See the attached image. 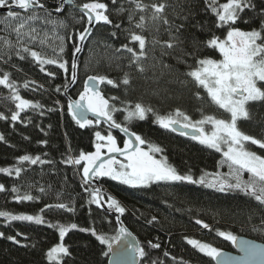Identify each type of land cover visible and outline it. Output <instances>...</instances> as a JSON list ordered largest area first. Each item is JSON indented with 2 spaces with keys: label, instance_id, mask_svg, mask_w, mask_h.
<instances>
[{
  "label": "trees",
  "instance_id": "trees-1",
  "mask_svg": "<svg viewBox=\"0 0 264 264\" xmlns=\"http://www.w3.org/2000/svg\"><path fill=\"white\" fill-rule=\"evenodd\" d=\"M59 1L41 0L45 4L43 10H37V15L41 19L29 23L41 34L47 31L51 36L53 25L44 23L46 13L51 12L49 18L65 22L64 27H56L55 31L57 35L65 38V52L62 59L68 61V73L59 69L57 65H45L48 71L56 73L55 78L48 77L30 56L21 52V55L25 56V59H21L20 56L15 55L18 48L9 50L0 42V55H3V59H0V69L11 73V79L21 85L19 91L24 99L43 105L39 110L27 109L22 112L21 120L15 122L10 119H0V133L5 137L4 141H0V168L19 166L24 169L19 177L14 173L9 176L0 172V184L5 186V191H0V211L11 212L14 215H37L41 214V209H44L43 215L48 221L45 224H36L20 220L6 221L4 217H0V232L5 234L0 237V264H54L47 259L46 254L55 243L60 241V237L58 228L50 227L49 224L59 223L67 226L76 223L78 229L94 227L98 234L109 236H115L118 232L116 218L109 215L103 207L89 203L90 196L84 188L94 189L98 186L92 182L88 185L84 184L82 180L84 162H81V165L64 163L68 156L77 157L81 151L94 152L95 132L108 133L109 128L103 121L88 128H81L67 110L68 99L64 96L63 85H68L71 80L73 45H79L78 33L88 27V23L85 13L72 5L63 6V10L57 13L55 9L61 6ZM88 2L89 0H75L78 6ZM101 2L108 4L107 14L113 20V24L103 22L95 24L79 57L77 81L69 90L68 96L79 97V93L83 91L84 81L89 75H107L119 86L114 87L104 83L101 84L100 91L106 99L119 98L110 101L121 109L114 113L117 123L140 135L146 141L145 144L162 147L168 163L181 174L190 172L198 178L205 172H227V164L220 166L223 159L221 152L202 145L191 137L161 127L155 122L152 114H149L145 120L135 118L131 122L125 120L127 113L123 111L124 101H130L132 104L135 102L150 104L162 115L180 107L193 120L201 118L198 111L201 107L206 114L216 117H226L228 113L212 104L205 90L198 89L193 83L189 82L186 89L170 84L169 81L173 76L165 73L160 77L159 66L144 74L138 73L134 68L129 69L127 67L129 54L121 49V45L129 43L130 47H138V44L130 43L127 38L126 30L129 29L127 12L119 13L117 10L121 6L128 9L132 5L128 0H116L115 4L112 0H101ZM144 2L151 3L154 0H144ZM169 2L183 3L185 11L192 13L189 23L186 24L187 30L182 32L183 37H189V42L185 45L188 51H193L190 43L192 35L201 42L210 38L211 34L221 38L226 35V29L215 27V15L206 10L205 0H169ZM219 2L223 3L226 0ZM255 3L257 8L264 6L261 0H255ZM17 12L30 14L24 11ZM7 13L0 12V36L15 41L16 33L12 28L16 26L17 21L15 18L6 19ZM241 16L242 19L237 21L236 26L242 30L247 31L260 26L255 12L246 9ZM169 18L173 19L171 9H169ZM180 22L176 19V23ZM115 24H120V28H115ZM195 25L203 26V30L194 27ZM113 32L116 35H112ZM143 34L148 36L149 40L153 35L151 31ZM160 38H168L163 25H161ZM27 40L26 37V43ZM49 43L53 41L49 40ZM55 43L58 44L59 41ZM28 46L48 56L53 55L51 48L47 45L41 46L38 41ZM198 48V56L211 58L220 56L217 51L205 48L203 44L198 45ZM117 49L121 50L117 51ZM5 53H9L10 58ZM175 55L174 52L173 55L163 57V63L173 65L177 74L187 71L185 65L176 63ZM153 56L156 57L155 60L152 59ZM160 59L161 52L157 47L154 52H149V60L146 63L159 64ZM188 63L195 66L194 59L188 58ZM124 72H130L133 77L130 86L121 83ZM156 77H160L159 80ZM181 78L186 79V77ZM26 80L35 81L36 84L25 89L22 84ZM41 85L43 87H40ZM56 86H61L60 92L55 91ZM163 89H168V93ZM154 90L160 91V95H154ZM197 91L204 97L203 100L195 98L193 94ZM8 97L9 89L0 85V112L10 117L16 109L15 102ZM250 112L251 119L239 121L238 126L247 134L264 138V103L252 104ZM111 131L118 139V146L123 148L127 138L114 129ZM250 146L264 154V150L258 146L251 144ZM25 154L40 156L47 163L21 164L18 158ZM248 176V173L244 174L245 179H248ZM99 179V183L107 188V190L102 188L101 194L104 199L106 200L109 195L112 196V193L126 208L122 219L138 237L147 253L140 259V264H153V262L155 264H215L213 257L188 244L185 237L211 244L220 251L234 249L232 241L219 235L221 231L231 232L235 236L246 235L264 242V223H262L264 207L242 192H219L204 185L187 182H159L147 187L133 188L110 177H99ZM14 187L19 191L13 192ZM41 188L45 191L41 192ZM26 193L35 198L30 201L15 199L17 195L22 196ZM60 202L69 203L75 211L45 208L47 204ZM153 216L157 218L156 221L149 223ZM197 221H202L209 227L204 228L203 224H198ZM78 229L69 231L64 237V243L68 246L71 255L64 257L63 264H108L109 254L107 256L103 254L107 251V246L102 245L91 232H81ZM9 236H15L20 243L8 239ZM148 241L159 243L160 248L149 247ZM173 257L176 259L173 260Z\"/></svg>",
  "mask_w": 264,
  "mask_h": 264
},
{
  "label": "snow or ice",
  "instance_id": "snow-or-ice-1",
  "mask_svg": "<svg viewBox=\"0 0 264 264\" xmlns=\"http://www.w3.org/2000/svg\"><path fill=\"white\" fill-rule=\"evenodd\" d=\"M264 4V0H261ZM115 4L116 0H112ZM132 7L125 9L121 6L117 11L119 13L127 12V20L129 21V29H127V38L130 43L138 44V47H130L129 43L121 45V49L129 54L127 67L135 69L138 73L144 74L149 70H154L160 67V77L165 73L173 76L170 84L179 85L181 89H186L189 82L193 83L198 89H203L206 95L210 98V102L219 108L225 110L230 114L229 119L217 118L215 115L206 114L203 107L198 111L201 115L199 120H193L192 117L176 107L171 113L160 114L150 104L143 102L124 101L125 107L123 111L127 113L125 120L139 119L145 120L149 114L155 117V122L165 129H170L173 132L181 131L182 135H191V138L199 141L200 144L206 145L209 148L215 149L217 152H222L223 159L220 166L224 164L228 166L227 173H209L205 172L198 178L194 177L190 172L181 174L174 166L168 163L167 156L163 155L164 149L155 144H149L147 150L141 147L146 141L137 133L131 132L128 127L122 126L114 119V113L121 111L115 104L110 101L118 100V97L105 98L99 90V85L107 83L114 87H118L117 82L107 75H89L83 84V91L79 93L78 99H70L67 104V110L71 114L72 119L81 128H88L95 124L104 121L108 124L109 132L103 135L100 131L95 132V151L85 153L81 151L77 157L68 156L64 163L70 165H81L82 180L85 185H88L94 178L110 177L113 180L130 185L133 188L147 187L159 182H187L190 184H200L209 188L216 189L219 192L239 191L247 196L254 198L255 201L264 207V156L251 151L248 147L256 145L264 150V138H257L256 136L247 134L238 126L241 120H250L251 112L250 106L254 103H264V6L257 8L255 0H226L220 3L219 0H205L206 10L211 11L215 15V27L218 29H226V35L221 38L215 34H211L210 38L201 42L194 35L190 38V43L193 51H188L185 45L189 42V37H183L182 32L186 31V24L189 23L190 11H185L183 3H170L169 0H154L151 3H145L144 0H128ZM63 5L75 6V0H61V6L57 7V13L63 10ZM18 7L24 10L22 14L17 11H9L7 18H15L16 26L12 31L16 33V40L13 41L8 37L0 36V42L9 50L16 47L19 50L15 55L25 59L21 52L30 56L42 72H46L48 77L55 78L56 73L48 71L45 65H57L59 69H63L68 73V61L63 60L62 56L65 52V38L57 35L55 28L64 27L63 20L49 18L51 12H47L44 18L45 24L53 25L51 36L47 31L43 34L33 27L29 22L41 19L37 15V10H43L45 4L41 0H0V7L11 8ZM87 16L88 25L99 24H113V20L109 18L108 4L101 2V0H89L79 6ZM169 9L173 19L169 18ZM251 10L257 14L260 21L258 28L251 30H242L236 26L238 20L242 19L241 14L245 10ZM176 19L181 22L176 23ZM248 23L249 21H244ZM161 25L164 26V32L167 33V39H161ZM115 28L119 29L120 24H115ZM194 27L203 30V26L195 25ZM139 31H135V30ZM151 31L153 35L149 37L144 35V32ZM91 35L90 27L84 28L78 33V39L83 44L88 36ZM112 35H116L115 32ZM28 38L27 43L25 38ZM49 40L53 43H49ZM39 42L41 46L47 45L52 49L53 55L48 56L40 51L34 50L28 45L33 42ZM55 41H59L58 44ZM203 44L205 48L217 51L222 57L221 59H214L211 57H201L197 55L199 51L198 45ZM151 45V48H149ZM159 47L161 52V59L159 64L146 63L149 60V52ZM75 54L82 51L80 45H73ZM121 49H117L120 51ZM176 53L174 59L177 64H183L187 67V71L177 74L173 65L163 63V57L173 55ZM9 55V53H5ZM188 58L194 59L195 66L188 63ZM3 59V55H0ZM152 59H156L155 56ZM78 67L77 61L74 58L71 62V80L69 83H75L77 80L76 69ZM119 69V65H117ZM160 77H156L159 80ZM186 77V79L181 78ZM133 77L130 72H124L121 83L125 86H130ZM35 81H24L22 87L27 89L30 85H35ZM0 85L9 89V99L15 102V111L8 117L0 112V119L12 122L21 120V113L27 109L39 110L43 107L39 102H33L24 99L20 95V87L17 81L11 79V73L0 69ZM40 87H43L42 85ZM67 89L68 85H63ZM56 92L61 91V86L55 87ZM168 93V89H163ZM154 95L159 96L160 91L154 90ZM197 100H203L200 92L193 94ZM59 104V101H57ZM91 113V117L89 116ZM43 114V113H41ZM23 122V121H21ZM205 126H210V131H206ZM120 129L128 135V139L124 141L123 148L117 144L116 137L112 135L111 129ZM43 131V129H42ZM5 137L0 133V141H4ZM47 143V141H43ZM107 149L106 152L102 151ZM117 153L123 157V160H118L115 155ZM161 154L157 158L156 154ZM19 162H28L32 165L37 163L44 164L47 161L41 159L40 156L22 155L18 158ZM24 169L19 166L0 168V172L7 173L9 176L13 173L19 177ZM248 173V179L244 178V174ZM0 191H5V186L0 184ZM13 192H18L17 188L12 189ZM41 192L45 189L41 188ZM85 192L89 193L90 204H96L103 207L107 204L109 209H114L119 214H124L126 208L114 197L108 196L105 200L101 195L100 188L90 189L84 188ZM30 194L17 195L15 197L18 201L33 200ZM47 209H64L67 212H74L75 208L69 203H56L45 205ZM44 209L40 210L41 214L29 215L18 214L14 215L11 212L0 211V217H4L6 221H29L36 224L48 223L43 215ZM153 216L149 223L156 221ZM198 224H203L202 221H197ZM264 223V220H262ZM50 227L58 228L60 242L51 247L47 252V259L54 262V264H63L64 257L70 256L68 246L64 244V237L69 231L78 229L76 223H70L67 226L63 224H49ZM204 228H208L207 224H203ZM81 232H91L96 236L102 245L107 246V251L103 254L107 256L113 253L114 260L109 264H119L115 257L117 253L114 251V245H120L125 241L124 247L121 249L119 255L132 254L141 259L147 253L144 247L139 243L128 241L131 233L127 228L121 226L115 236L107 234H98L94 227L79 228ZM5 234L0 232V237ZM220 236L225 237L232 243H237V237L231 232H219ZM19 244L20 241L15 236L7 237ZM188 244L198 248L200 252L205 253L209 257L219 258L222 253L220 249L208 243H202L196 239L185 237ZM148 246L151 248H160L159 243L148 241ZM240 246L242 250L249 256L261 255L264 257V251L257 253L255 246H251L247 241H241ZM168 255V253H166ZM176 258L173 257V260ZM155 264V262H153ZM217 264H228L227 261L217 259ZM261 264H264L262 259Z\"/></svg>",
  "mask_w": 264,
  "mask_h": 264
},
{
  "label": "water",
  "instance_id": "water-1",
  "mask_svg": "<svg viewBox=\"0 0 264 264\" xmlns=\"http://www.w3.org/2000/svg\"><path fill=\"white\" fill-rule=\"evenodd\" d=\"M59 4H61V0L59 1ZM63 6H65V5H63ZM75 7L79 11L84 12L77 4H75ZM13 10L24 11V10L19 9L18 7H15V6H13L11 8L0 7V12H9V11H13ZM94 26H95V24H93L91 26L88 25V27H90V29H91V32L93 31ZM78 43L82 47V51L81 52H83V50L85 48L86 40L83 42V44H81V42H78ZM81 52L75 54L74 58L76 59L77 63H78L80 55L82 54ZM77 69H78V67H77ZM77 69H76V72H77ZM75 83H69L67 89H65V95L64 96L67 97L68 101L70 99H78L79 98V97L74 98V97L68 96L69 95V90L74 86ZM101 87L102 86L100 84L99 85V90H101ZM89 116L91 117V113H89ZM106 125H108V124L106 123ZM113 129L115 131L119 132L121 135H124L128 139V135L126 133H124L120 129H116V128H113ZM131 132H133V131H131ZM176 132L182 134L181 131H176ZM188 137H191V135H188ZM109 155H115L116 158L122 157V156H120L117 153H112V154H109ZM90 182L99 184L100 179L99 178H94ZM103 208L105 209V211L109 215L114 216L116 218L117 226H118L117 230H119L121 226H123V227L128 229V231L131 233V236L128 237V241L140 244V241H139L138 237L135 235V233L131 229H129V227L124 223L121 214L117 213L115 210L108 209L106 204L103 205ZM236 237H237V243L236 244L233 243V248L234 249L233 250H224V251L221 250V253H222L221 257L214 258L215 264H217V259H220L221 261H227L228 264H261V261H262V259H264V257H261V255H259V254L256 255V256L247 255L242 250V248L240 246V242L241 241H247L249 245L255 246V248L257 250V253H260L261 251H264V242L258 241V240H254L253 238L248 237L246 235H238ZM125 243H126L125 241H122L120 245H114V251L117 253V255L115 257V260H117L119 262V264H140V261H141L140 259L141 258L138 257V256H133L132 254H126V255H122V256L119 255V253H120L121 249L124 247ZM113 260H114L113 253H109V259L107 261L108 264H109L110 261H113Z\"/></svg>",
  "mask_w": 264,
  "mask_h": 264
},
{
  "label": "rangeland",
  "instance_id": "rangeland-1",
  "mask_svg": "<svg viewBox=\"0 0 264 264\" xmlns=\"http://www.w3.org/2000/svg\"><path fill=\"white\" fill-rule=\"evenodd\" d=\"M222 57L221 56H219V58H214V59H221ZM217 118H221V119H229L230 118V114L228 113V116H226V117H217ZM206 127V131H210V126H205ZM102 133V132H101ZM111 133H112V135L113 136H115L116 137V135H114V133H113V131H111ZM103 135H107L108 133H102ZM116 140H117V144H118V139H117V137H116ZM197 142H199V141H197ZM119 145V144H118ZM148 145L149 144H146V145H141V147L142 148H144L145 150H147V148H148ZM156 145V144H155ZM95 147V146H94ZM248 147H249V149L251 150V151H255V152H257V154H259V155H262V156H264V154L262 153V152H259L258 150H256L255 148H253L252 146H250V144L248 145ZM102 151H104V152H106L107 151V149H103ZM222 153V152H221ZM157 155V158H160V155L161 154H156ZM163 155H165V154H163ZM118 160H123V157H118L117 158ZM227 172H228V170H226ZM227 172H225V173H227ZM220 173H221V171H220ZM102 188V187H101ZM113 197V196H112ZM60 242V241H59ZM59 242H57V243H59ZM65 244V243H64ZM55 245H56V243H55ZM54 245V246H55ZM66 245V244H65Z\"/></svg>",
  "mask_w": 264,
  "mask_h": 264
},
{
  "label": "flooded vegetation",
  "instance_id": "flooded-vegetation-1",
  "mask_svg": "<svg viewBox=\"0 0 264 264\" xmlns=\"http://www.w3.org/2000/svg\"><path fill=\"white\" fill-rule=\"evenodd\" d=\"M144 145H146V144H144Z\"/></svg>",
  "mask_w": 264,
  "mask_h": 264
}]
</instances>
